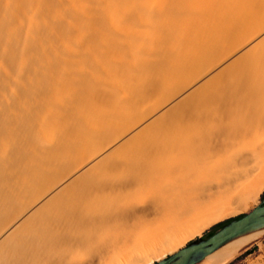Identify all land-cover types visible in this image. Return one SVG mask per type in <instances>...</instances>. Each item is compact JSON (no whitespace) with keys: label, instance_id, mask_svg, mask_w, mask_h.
<instances>
[{"label":"bare ground","instance_id":"6f19581e","mask_svg":"<svg viewBox=\"0 0 264 264\" xmlns=\"http://www.w3.org/2000/svg\"><path fill=\"white\" fill-rule=\"evenodd\" d=\"M57 2L0 0V264H97L132 236L171 252L188 229L219 217L215 204L247 208L264 187V0L133 7L152 19L161 47L142 57L134 91L160 97L121 131L89 126L108 120L111 96L96 75H59L68 60L57 39L80 31L82 11L55 14ZM108 53L97 56L103 70L136 72L130 56L109 63ZM87 136L97 147L75 167L63 161ZM263 233L264 223L255 225L201 264H222ZM149 254L127 264H151Z\"/></svg>","mask_w":264,"mask_h":264},{"label":"rangeland","instance_id":"374dc122","mask_svg":"<svg viewBox=\"0 0 264 264\" xmlns=\"http://www.w3.org/2000/svg\"><path fill=\"white\" fill-rule=\"evenodd\" d=\"M56 1H58L57 5L59 6L57 7H59L61 11L58 12L59 9L55 10L57 8L56 7L54 8L55 14H56V11L59 15L60 13L65 14L64 12H67L68 9L69 10L71 9L70 11L72 12L76 10V13L77 11L78 12L82 11L81 14L79 13L80 21H81L80 23L81 25L79 27L80 31H77L78 28H76L75 31L73 29L72 32L69 34V38L68 36L67 38L66 36H63L62 39H57V40H60V41H57V43L60 42V44L55 43L58 46L57 48H59L60 50H64V49L66 50V51L64 50L65 53L64 51H62L64 57L66 56L67 58V59L63 58V62L64 60L69 61V62L67 61L61 64V66L62 65L63 66L62 67L60 66L61 69L59 68V73H60L59 75H61V79H63L64 76L65 78L67 76L66 79H68V75H69V78H71V76L74 74H77V76L82 75V74L83 75L88 74L92 78H95L94 75H96V77H98L97 79L103 82V84L106 86L107 89L105 90L108 91V93L110 94L108 97L111 96L109 100L103 101V106H104L103 113L108 117V120H107L106 125L104 126L99 125V123L97 124V122H94V124L93 122L91 124L89 122V126H91L93 130L94 129L96 130L98 129L107 130L108 129L110 131H121L122 129H124L123 127H125V124H127V122L130 121L129 120L130 118L134 117L136 113L142 112L148 107H151L152 105H154L159 100V97H160L159 93H155L153 95L146 96V97L139 96L137 95L138 94L137 91H134L136 88V85L140 83V79H141L140 74H137V73H139L142 70L144 66V61H146L147 59L152 60L153 59L152 54L153 55L155 54L156 56L158 52V48H161L159 47V45L156 46L155 44L157 41L154 35L152 34V30L154 29V27L151 25V23L153 22L152 19L145 13L141 14L139 11H131L133 7H136V6L142 7L143 0H56ZM62 10H63V13H62ZM84 20H85V23H84ZM132 29L135 30L133 33H131ZM81 30L83 31L82 33H81ZM111 32H114V33H111ZM108 33L111 34V37L110 35H108ZM94 34L95 35L97 34L96 35L97 39L95 38ZM87 35L89 38L87 37ZM70 37H72L73 39L72 38L70 39ZM109 39L112 40V42H109L110 41ZM153 39H154V42H153ZM113 42H114V45L112 46H115L116 45L115 42H116L117 48L115 49V51L108 53L109 51H107L105 48L111 47V46H108V45H111L108 43H113ZM59 45L61 47H59ZM103 46L105 48H103ZM67 48L70 51H68ZM102 50L107 51V52L103 53ZM100 51L102 52V54ZM98 53L100 55H98ZM105 53H108L106 55L109 57V63H122V62L128 63L129 61L127 60V56H130L128 57V59L131 61L134 60V62L130 61L129 63H131L132 65L134 64L136 65L133 67L136 72L131 73V74L130 73L127 74V72H123V73L120 72L119 74H122L121 76L118 73H116L119 76L117 78V75L110 73V71H107V70L105 71V68L103 70L104 63L101 64L96 60L98 59V57L103 56ZM88 54H90V58L92 60H93L92 57L96 55L95 56L96 59L94 58L95 60L93 61H91L90 59L88 61L86 59L87 61H85L84 55L89 56ZM150 54L152 57L150 56ZM67 55L69 57H67ZM142 57H144V61ZM74 58L76 60H74ZM78 58L83 59L82 64H80V61L78 62L79 60ZM72 60H74V62L76 61L77 62L74 63ZM83 61L85 62L84 64H83ZM86 62L89 64H87ZM90 63L94 65L92 66V68L89 66L91 65ZM65 64L66 66H64ZM67 65L69 66L68 68H66ZM81 65L82 66L84 65L83 66L84 68H81L82 67ZM76 67H79V69ZM87 68H89L90 70L89 69L87 70ZM66 69L70 70V73ZM129 80L130 82L128 83ZM112 115H114L113 118H112ZM90 137L93 138L94 136H90ZM90 137L87 136L86 138H84L85 140L82 139L80 141L81 144L79 148L75 152L70 153L67 156H65L62 160L65 161L66 163L68 162L69 164L73 165V167H75L77 163L79 162L80 155H82L86 151H89L92 148H95V146L97 147V143H96L97 138L90 139ZM118 157L120 159H116V158L115 159L117 161H120L121 160L120 154H118ZM121 168L122 166L117 168L115 172L121 173L123 171V168L122 170ZM263 193H264V187L256 195V197L248 199L249 204L247 208L234 206L233 205L234 201H232L231 199L223 201L224 203L222 202V204L219 203L218 204L219 206L215 204L212 207L215 208V211L219 212V217H217V219H215L208 226L203 228L202 231L200 230V232L198 233L196 232L192 234V232L190 231L191 229H188L185 232V234L181 236V238H177L176 242H178V246L175 248V250L171 252L168 251L167 245L158 248V246L156 247V245H152L146 242L145 238L143 237H141V240H140L132 236L133 237V238L131 237L132 240H128V242H127V237H126L125 239H123V241L121 240L119 242L114 243L112 245V248L107 250V252L103 254V256L98 260L97 264H127L131 256L138 255V254H140L141 256V254L144 255V252L145 254L150 253L149 255L153 256V262H155L156 260L165 258L171 253L180 249L181 247H184L193 241H197L202 238H205L208 231H210V229H212L218 223H222L226 220H231L232 218L238 217L250 211L253 207H255L257 204L260 203ZM138 237L140 238V236ZM142 241H145V243ZM215 251L217 250H214V252ZM156 254L160 256L159 259L154 257ZM237 254L235 253L234 256H232L233 258L230 257L222 264H254L256 262L257 264L258 263L263 264L264 263V233L258 238L247 243L243 248H241V250L237 252ZM207 255H209V253ZM206 256H204L196 264H201L202 260ZM81 259H84V258H81ZM139 264H143V263H139Z\"/></svg>","mask_w":264,"mask_h":264},{"label":"water","instance_id":"95a60500","mask_svg":"<svg viewBox=\"0 0 264 264\" xmlns=\"http://www.w3.org/2000/svg\"><path fill=\"white\" fill-rule=\"evenodd\" d=\"M264 223V199L250 211L232 218L211 235L181 247L165 258L151 264H196L204 256L233 238L234 236Z\"/></svg>","mask_w":264,"mask_h":264},{"label":"trees","instance_id":"16d2710c","mask_svg":"<svg viewBox=\"0 0 264 264\" xmlns=\"http://www.w3.org/2000/svg\"><path fill=\"white\" fill-rule=\"evenodd\" d=\"M228 221H230V220H226V221H224L222 223H218L217 225H215L212 229H210V231H208V233L206 234L205 237H207V236L211 235L212 233H214V229H216L218 227H221L223 224L227 223Z\"/></svg>","mask_w":264,"mask_h":264},{"label":"flooded vegetation","instance_id":"af4514ba","mask_svg":"<svg viewBox=\"0 0 264 264\" xmlns=\"http://www.w3.org/2000/svg\"><path fill=\"white\" fill-rule=\"evenodd\" d=\"M262 199H264V193H263V195H262ZM219 228H220V227L214 229V232H215L217 229H219Z\"/></svg>","mask_w":264,"mask_h":264}]
</instances>
